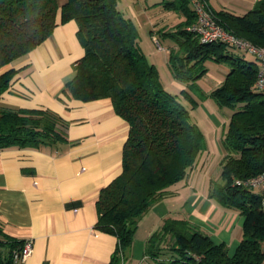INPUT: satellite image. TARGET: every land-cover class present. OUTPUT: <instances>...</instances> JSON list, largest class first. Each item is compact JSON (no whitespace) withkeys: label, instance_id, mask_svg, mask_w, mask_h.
I'll list each match as a JSON object with an SVG mask.
<instances>
[{"label":"trees","instance_id":"obj_1","mask_svg":"<svg viewBox=\"0 0 264 264\" xmlns=\"http://www.w3.org/2000/svg\"><path fill=\"white\" fill-rule=\"evenodd\" d=\"M184 16L174 28L161 31L168 45V67L174 79L195 86L212 59L229 65L223 82L210 96L232 109L222 143L219 179L209 182L208 196L244 217L242 237L233 254L214 242L197 224L166 216L145 241V255L158 264H261L264 261V208L257 190L234 183L264 172V92L253 89L257 57L225 42H201L187 27L196 18L189 0H162ZM228 32L264 46V0L244 14L212 11ZM74 19L83 55L72 67L75 75L63 94L89 101L109 98L128 123L121 171L96 199L94 228L116 238L107 264H122L131 249L138 222L169 187L188 177L204 147L203 133L190 119L178 93L165 89L158 68L139 43L133 20L117 0H0V68L48 38L57 23ZM160 41L157 40L158 45ZM161 46V45H160ZM250 54V53H249ZM17 71L0 72V98ZM183 96L194 100L186 89ZM68 122L45 108L0 105V149L40 148L66 143ZM23 239L6 234L0 225V264H15Z\"/></svg>","mask_w":264,"mask_h":264},{"label":"crops","instance_id":"obj_2","mask_svg":"<svg viewBox=\"0 0 264 264\" xmlns=\"http://www.w3.org/2000/svg\"><path fill=\"white\" fill-rule=\"evenodd\" d=\"M206 1L212 11L244 14L257 0ZM117 6L133 20L139 39L140 29L145 27L148 39L166 42L167 62L168 45L173 41L160 33L174 28L184 16L164 7L162 0H117ZM160 10L163 17L156 15ZM59 19L58 14V24L48 38L0 68V72L17 71L1 94V106L45 108L68 122L66 143L0 149V225L11 237L32 240L31 254L15 264H107L116 238L94 228L96 199L100 189L121 171L128 123L107 97L82 101L63 94L65 83L75 75L72 64L84 50L77 38L76 21L60 23ZM139 43L144 51L141 40ZM213 77L211 91L223 80L217 74ZM172 82L177 89H185L184 82L174 78ZM198 164L140 218L122 264H157L145 255V241L166 216L197 224L233 254L242 237L244 217L208 196L209 182L219 179V174L206 173L201 180Z\"/></svg>","mask_w":264,"mask_h":264},{"label":"rangeland","instance_id":"obj_3","mask_svg":"<svg viewBox=\"0 0 264 264\" xmlns=\"http://www.w3.org/2000/svg\"><path fill=\"white\" fill-rule=\"evenodd\" d=\"M154 12H156V10H153L152 13ZM156 15L163 17L165 14L160 10ZM156 18L158 19V17ZM140 32L142 38L139 39V41L141 40V45L147 57L153 59L157 67H159L161 74L160 79L165 89L173 94L178 93L181 96L182 102L189 110L190 119L197 124L203 133L204 147L199 154L197 169V172L200 173L202 178L201 180H204V175L206 173L208 176L218 175L221 171V160L226 153L222 143V136L230 119L232 109L226 105L218 104L214 98L210 96V86L215 85L212 80L214 78L213 75L217 74V76H222L223 80L225 79L226 72L229 70V65L224 62H216L212 59H207L204 62L207 70L203 75L197 78L195 86L187 83L184 84L186 91L191 94L194 99L193 101L189 100L183 96V88L177 89V86L172 82L173 77L170 75V70L166 62L167 52H165L164 49L166 42L160 40L159 43L161 46H159L156 37H149L148 39L147 33L149 29L147 30L145 27L140 29ZM243 54L248 59L254 58L252 54ZM207 89H209L208 92L206 91ZM201 180L199 177V185L203 182ZM261 264H264V261H262Z\"/></svg>","mask_w":264,"mask_h":264},{"label":"built area","instance_id":"obj_4","mask_svg":"<svg viewBox=\"0 0 264 264\" xmlns=\"http://www.w3.org/2000/svg\"><path fill=\"white\" fill-rule=\"evenodd\" d=\"M195 13V22L188 26L204 43L221 41L234 46L236 49L248 52L257 57L258 70L253 89L264 92V46H257L247 39L225 30L214 17L206 0H189ZM158 44V43H157ZM236 185L257 190L261 194L260 205L264 208V172L244 178L235 179ZM32 240L24 239L19 252H14L15 261H24L32 252Z\"/></svg>","mask_w":264,"mask_h":264}]
</instances>
